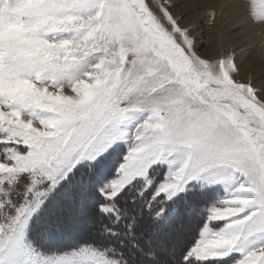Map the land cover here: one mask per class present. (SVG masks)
<instances>
[{
  "label": "snow or ice",
  "instance_id": "1",
  "mask_svg": "<svg viewBox=\"0 0 264 264\" xmlns=\"http://www.w3.org/2000/svg\"><path fill=\"white\" fill-rule=\"evenodd\" d=\"M177 7L0 0V264H264V82Z\"/></svg>",
  "mask_w": 264,
  "mask_h": 264
},
{
  "label": "rangeland",
  "instance_id": "2",
  "mask_svg": "<svg viewBox=\"0 0 264 264\" xmlns=\"http://www.w3.org/2000/svg\"><path fill=\"white\" fill-rule=\"evenodd\" d=\"M174 2L178 4L174 10L175 14L184 17L182 26L196 25V35L203 37L204 47L200 48L202 54L220 53L235 47L243 57L245 77L254 78L258 85L264 82V36L259 32L233 36L231 21L237 13L231 18L228 15L229 10H223L225 0H174ZM213 12L215 21L209 15ZM256 57L259 59L255 60ZM163 239L162 235L161 241Z\"/></svg>",
  "mask_w": 264,
  "mask_h": 264
},
{
  "label": "bare ground",
  "instance_id": "3",
  "mask_svg": "<svg viewBox=\"0 0 264 264\" xmlns=\"http://www.w3.org/2000/svg\"><path fill=\"white\" fill-rule=\"evenodd\" d=\"M210 1H211V0H210ZM213 1H214V0H213ZM215 1H217V0H215ZM226 3H230V0H225V4H226ZM234 13H236V12L233 11V10H229V14H228V15H230L231 18H232V15H233ZM258 57H259V56H258ZM257 59H259V58L256 57L255 60H257ZM243 74L246 76L245 72H243Z\"/></svg>",
  "mask_w": 264,
  "mask_h": 264
},
{
  "label": "trees",
  "instance_id": "4",
  "mask_svg": "<svg viewBox=\"0 0 264 264\" xmlns=\"http://www.w3.org/2000/svg\"><path fill=\"white\" fill-rule=\"evenodd\" d=\"M180 221H175L173 225H169L168 228H171V227H176L178 228L180 226ZM163 232H166L167 231V228L162 230Z\"/></svg>",
  "mask_w": 264,
  "mask_h": 264
}]
</instances>
